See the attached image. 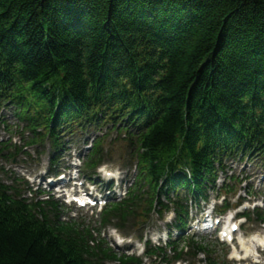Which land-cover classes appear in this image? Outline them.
Masks as SVG:
<instances>
[{"label":"trees","instance_id":"16d2710c","mask_svg":"<svg viewBox=\"0 0 264 264\" xmlns=\"http://www.w3.org/2000/svg\"><path fill=\"white\" fill-rule=\"evenodd\" d=\"M3 63L49 104L47 88L65 85V105L85 95L93 75L134 65L153 115L141 140L152 180L168 168H197L200 133L206 144L230 140L234 119L264 124V0H0V72ZM6 201L0 264H87Z\"/></svg>","mask_w":264,"mask_h":264}]
</instances>
